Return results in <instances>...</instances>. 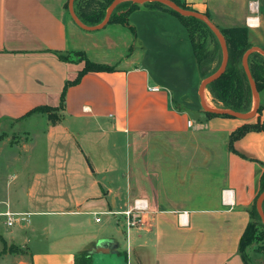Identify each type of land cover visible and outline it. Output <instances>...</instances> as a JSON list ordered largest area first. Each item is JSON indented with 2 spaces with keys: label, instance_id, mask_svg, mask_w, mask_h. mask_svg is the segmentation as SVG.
Wrapping results in <instances>:
<instances>
[{
  "label": "crops",
  "instance_id": "crops-1",
  "mask_svg": "<svg viewBox=\"0 0 264 264\" xmlns=\"http://www.w3.org/2000/svg\"><path fill=\"white\" fill-rule=\"evenodd\" d=\"M68 1L0 0V217L30 213L6 244L31 264H73L81 252L91 264H245L238 245L260 189L264 130L246 132L234 150L228 140L256 116H206L175 15L141 6L128 15L134 33L115 22L87 30ZM180 1L217 27L246 26L252 46H264V4L248 24L251 0ZM76 51L114 69L68 86L56 122L27 114L59 105L84 65ZM8 131H18L9 142ZM135 199L148 208L127 234L111 212Z\"/></svg>",
  "mask_w": 264,
  "mask_h": 264
},
{
  "label": "trees",
  "instance_id": "trees-1",
  "mask_svg": "<svg viewBox=\"0 0 264 264\" xmlns=\"http://www.w3.org/2000/svg\"><path fill=\"white\" fill-rule=\"evenodd\" d=\"M113 0H98V6L92 7L90 11H86L90 5L81 4V0H73V9L77 17L86 25H96L101 22L105 16V12L109 4ZM177 5L184 9H189L180 0H172ZM141 6L159 8L175 15L185 26L190 37L194 55L202 81L212 73L208 72V69L202 64L204 56L201 54V50L197 41L195 40V32L200 31L203 34L215 35L213 31L204 23L202 20L191 17L180 15L175 10L159 2H148L142 5L133 2L132 0H123L119 2L114 10L112 11L108 23H121L127 26L133 33L134 28L128 21V15L132 10H135ZM67 8V3H66ZM264 17V7L261 11ZM222 35L224 36L227 50H228V62L225 71L214 81L206 86L209 92L211 101L215 103L216 108L230 109L238 112H248L251 109L253 102V94L248 77L244 71L242 65L243 54L250 49L252 44L248 40V28L246 26H233L220 28L218 27ZM264 50V46L262 47ZM219 57L222 52L219 45H217ZM73 55L78 56L79 61L83 62V67L77 72L76 77L73 80H69L65 83L64 89L60 95V102L58 106L39 105L32 108L27 114L33 112L44 113L51 123L56 122L60 117V111L63 109L65 90L68 86L77 84L81 77L89 71H112L114 68L109 65L96 63L88 60L83 52L76 51ZM69 54L65 56L60 55L63 60L68 59ZM248 66L251 75L254 79L256 90L259 96V104L255 113L256 120L254 122H244L240 127L231 132L228 140V148L234 150L233 143L235 140L243 136L248 131L264 130V55L259 51H251L248 55ZM203 111V110H202ZM206 116L218 115L211 112L203 111ZM26 114V115H27ZM263 117L260 118V115ZM225 117H232L230 115H221ZM264 190V170L260 175V189L259 193ZM258 193V194H259ZM258 196V195H257ZM256 196V198H257ZM254 199L251 207L249 208L250 221L246 225L238 245L239 254L245 264L249 263V257L247 247L252 244H257L256 251L264 255V225L261 218L256 210ZM264 214V200L261 205ZM6 242H4L3 248L0 250V256L6 251ZM92 256L88 252H81L74 256L73 264H91Z\"/></svg>",
  "mask_w": 264,
  "mask_h": 264
},
{
  "label": "water",
  "instance_id": "water-1",
  "mask_svg": "<svg viewBox=\"0 0 264 264\" xmlns=\"http://www.w3.org/2000/svg\"><path fill=\"white\" fill-rule=\"evenodd\" d=\"M123 0H113L109 6L106 9L105 12V16L103 18V20L94 26H87L85 25L76 15V13L74 12L73 9V0H69L68 1V11L69 14L72 18V20L75 22L76 25H78L80 28L82 29H87V30H91V29H100L103 26H105L110 18V15L112 13V11L114 10L115 6L121 2ZM133 2L137 3V4H144V3H148V2H159L162 3L166 6H168L169 8L175 10L176 12H178L180 15L183 16H191V17H195L198 18L200 20H202L204 23L207 24V26L213 31V33L217 36V38L220 40L221 43V47H222V61L221 64L219 66V68L217 69L216 72H214L213 74L209 75L208 77H206L205 79H203L200 83L199 86V95H200V99H201V107L203 111L206 112H211V113H215L218 115H230L232 117H236V118H240V119H250L252 118L257 110L258 104H259V96H258V92L256 90V85L254 82V79L251 75L249 66H248V55L251 51H259L260 53H262L264 55V50L262 48L259 47H251L250 49H248L242 56V65L244 68V71L248 77L250 86H251V90H252V94H253V99H254V106L253 108L248 111V112H238V111H233L230 109H223V108H213V107H209L205 104L204 101V96H203V91L204 89H206V86L211 83L212 81H214L215 79H217L224 71L228 62V50H227V45L224 39V36L222 35V33L220 32L219 28L210 20V18L203 14V13H199L193 10H189V9H184L182 7H180L179 5H177L174 1L172 0H132ZM264 200V190L261 191L255 201V207L256 210L261 218V221L264 225V214L261 208L262 202Z\"/></svg>",
  "mask_w": 264,
  "mask_h": 264
},
{
  "label": "rangeland",
  "instance_id": "rangeland-1",
  "mask_svg": "<svg viewBox=\"0 0 264 264\" xmlns=\"http://www.w3.org/2000/svg\"><path fill=\"white\" fill-rule=\"evenodd\" d=\"M97 1L98 0H81V4L83 5L86 4L87 6L90 5L89 8H86V11H90L89 9H91L92 7L98 6ZM259 3H260V7H262L264 4V0H259ZM195 40L197 41V44L200 47L201 54L204 56L202 60V64L208 69V72L213 74L214 72L217 71L222 61V55L221 57H219V52L217 50V45H219L222 52L220 40L217 38L216 35L211 36L206 33L203 34V32L200 31L195 32ZM205 91L208 96L209 95L208 90L206 89ZM208 100H210V104ZM207 101L209 104L207 105L205 102L207 106L213 108L217 107L215 103L211 101L210 95L207 97ZM253 106H254V100L252 102L251 109L253 108ZM13 132L18 133V131L17 132L8 131V133L6 134L7 136H9L8 142L10 140H13L11 137V134ZM20 135L16 134V138H20L21 137ZM5 220L6 218L4 216L0 217V250L3 248L4 242H6V240H8L9 237L13 235L14 232L20 228L21 225V224L18 225L19 223H15L13 226H7ZM257 245H259V243L252 244L247 247L250 264H264V255L256 251ZM0 264H31V263L27 253L24 252V250H21L19 247H17L14 244H7L5 253L0 256Z\"/></svg>",
  "mask_w": 264,
  "mask_h": 264
},
{
  "label": "built area",
  "instance_id": "built-area-1",
  "mask_svg": "<svg viewBox=\"0 0 264 264\" xmlns=\"http://www.w3.org/2000/svg\"><path fill=\"white\" fill-rule=\"evenodd\" d=\"M259 9H260L259 0H251L249 2L250 16L246 18V22L248 24L253 22L252 20L259 12ZM187 124L191 126V120H188ZM230 192L231 191L228 189L223 191L224 200L225 197H229ZM147 208L148 205L145 199H135L132 205L128 209L124 211H115L111 213L121 216L125 231L128 234V231L130 229L136 228L143 224V213L147 211ZM29 214H30L29 212H12V211H5L1 213V215H3L6 218L5 223L7 224V226H13L15 223L27 222ZM99 220L100 218L96 217V221Z\"/></svg>",
  "mask_w": 264,
  "mask_h": 264
},
{
  "label": "bare ground",
  "instance_id": "bare-ground-1",
  "mask_svg": "<svg viewBox=\"0 0 264 264\" xmlns=\"http://www.w3.org/2000/svg\"><path fill=\"white\" fill-rule=\"evenodd\" d=\"M253 21V20H252ZM252 23V22H251ZM209 96V95H208ZM204 100H205V102H206V104L207 105H209L210 104V100H208L209 101V104H208V101H207V96L206 97H204Z\"/></svg>",
  "mask_w": 264,
  "mask_h": 264
}]
</instances>
